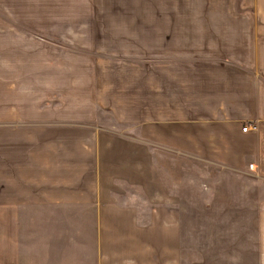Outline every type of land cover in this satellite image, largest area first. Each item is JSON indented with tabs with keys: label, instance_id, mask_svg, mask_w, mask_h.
Instances as JSON below:
<instances>
[{
	"label": "crops",
	"instance_id": "obj_1",
	"mask_svg": "<svg viewBox=\"0 0 264 264\" xmlns=\"http://www.w3.org/2000/svg\"><path fill=\"white\" fill-rule=\"evenodd\" d=\"M263 188L264 0H0V264H264Z\"/></svg>",
	"mask_w": 264,
	"mask_h": 264
},
{
	"label": "rangeland",
	"instance_id": "obj_2",
	"mask_svg": "<svg viewBox=\"0 0 264 264\" xmlns=\"http://www.w3.org/2000/svg\"><path fill=\"white\" fill-rule=\"evenodd\" d=\"M15 26V25H14ZM16 27H19V26H16ZM106 121H105V127H108V128H111V127H117L118 130H125L123 127H121L120 125L116 124L114 122V119L111 118L109 115L106 116ZM200 172V176L202 175H205V173H207V168H203L199 171ZM249 184V183H248ZM198 188H202L203 190L204 187L203 186H199L197 185L196 189ZM264 189V188H263ZM126 195L125 196V201H127L128 205L130 206H134L136 207L137 209H139V214L141 215V217H143L144 215H147L149 216L150 214V211H151V207H150V204L148 203H143L141 197V191L138 190V189H133V188H128L126 189L125 191ZM201 199V202H204V201H209L210 200V197H205V196H202L200 197ZM148 207V208H147ZM144 209H148V213L144 212L143 210ZM240 214L235 212L233 214H228V216L230 217V221L231 223H233V226H238L240 224ZM186 216H189L187 215L186 213L184 214V218ZM248 216L250 217V214H248ZM217 217V215H216ZM150 219V217H148V220ZM186 220V219H184ZM219 228V226H218ZM217 228V229H218ZM222 229V226H220V228L218 230ZM188 232H194L192 231L191 227L190 229L188 228ZM198 232V231H197ZM233 235L234 237H236V235L239 234V230L237 229H234L233 230ZM203 241V240H202ZM200 243V254H196L195 256L198 258L200 257V261L198 262V264H256V261H253L251 259V256H247V254H240L238 251L234 250L235 248L238 247V245H234V246H230V250H228V245L224 246V245H220V246H217L218 248L216 249L217 251H215L214 253H209L207 250H205L204 247H207L208 245H204L205 241H203ZM177 248V245L175 246ZM187 247V246H186ZM214 247V246H213ZM188 248H185V251H187ZM190 251V249L188 250ZM190 253V252H189ZM242 257H241V256ZM211 256H215V258H211ZM246 256L249 258V259H246ZM241 257V259H240ZM187 258V257H186ZM197 260V259H196ZM193 260H187L185 262V264H191Z\"/></svg>",
	"mask_w": 264,
	"mask_h": 264
},
{
	"label": "built area",
	"instance_id": "obj_3",
	"mask_svg": "<svg viewBox=\"0 0 264 264\" xmlns=\"http://www.w3.org/2000/svg\"><path fill=\"white\" fill-rule=\"evenodd\" d=\"M257 129H258L257 125H252V126H248V127L244 128L243 130H244V132H247L249 130L257 131ZM249 168H250V170H255L256 166L253 164V165H250Z\"/></svg>",
	"mask_w": 264,
	"mask_h": 264
}]
</instances>
